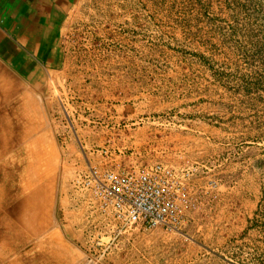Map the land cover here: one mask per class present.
Returning a JSON list of instances; mask_svg holds the SVG:
<instances>
[{
	"label": "rangeland",
	"instance_id": "rangeland-1",
	"mask_svg": "<svg viewBox=\"0 0 264 264\" xmlns=\"http://www.w3.org/2000/svg\"><path fill=\"white\" fill-rule=\"evenodd\" d=\"M61 47L58 69L28 78L0 58V238L22 230L35 248L62 232L83 258L90 239L71 180L119 150L192 168L196 206L179 232L125 236L108 264H179L181 253L193 264H264V0H78ZM26 93L46 154L39 231L28 209L20 222L32 191L17 114Z\"/></svg>",
	"mask_w": 264,
	"mask_h": 264
},
{
	"label": "crops",
	"instance_id": "crops-1",
	"mask_svg": "<svg viewBox=\"0 0 264 264\" xmlns=\"http://www.w3.org/2000/svg\"><path fill=\"white\" fill-rule=\"evenodd\" d=\"M77 1L0 0V58L13 71L27 78L33 73L58 69L63 60L61 41L65 25ZM6 94L11 95L10 92ZM18 107V119L22 121V124L24 123L23 139L28 144L27 187L32 189L30 196L22 204L20 222L22 225L27 224L28 209L31 213L29 218L31 224L28 222V225H31L32 230L39 231L38 228L47 225L49 221L47 214L50 209L49 205L45 210L42 189L37 187L38 181L42 178V165L46 155L42 142L38 138H33L42 124L41 110L29 93H26L23 103ZM247 230L250 232L251 227ZM36 234L39 233L36 232ZM27 236L29 234L22 230L19 235L16 232L12 234L11 231H4V236L0 238V264H89L85 259L77 258L75 252L77 248L65 238L62 232L51 234L47 240L36 244L35 248L29 246ZM187 250L188 247L181 251ZM171 256L169 261L165 260V264H178ZM180 257L179 264H193L183 261V253Z\"/></svg>",
	"mask_w": 264,
	"mask_h": 264
},
{
	"label": "built area",
	"instance_id": "built-area-1",
	"mask_svg": "<svg viewBox=\"0 0 264 264\" xmlns=\"http://www.w3.org/2000/svg\"><path fill=\"white\" fill-rule=\"evenodd\" d=\"M118 153L99 165L86 162L71 180L76 206L85 207L90 241L81 254L89 264L105 263L113 248L139 228L179 232L187 223L186 211L196 206L188 186L192 168L132 162Z\"/></svg>",
	"mask_w": 264,
	"mask_h": 264
},
{
	"label": "bare ground",
	"instance_id": "bare-ground-1",
	"mask_svg": "<svg viewBox=\"0 0 264 264\" xmlns=\"http://www.w3.org/2000/svg\"><path fill=\"white\" fill-rule=\"evenodd\" d=\"M17 242V241H16Z\"/></svg>",
	"mask_w": 264,
	"mask_h": 264
}]
</instances>
